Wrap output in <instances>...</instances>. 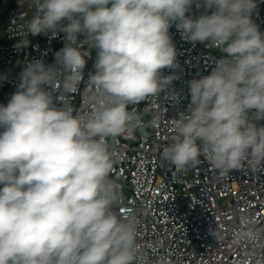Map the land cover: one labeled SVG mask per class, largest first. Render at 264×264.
<instances>
[{
	"label": "clouds",
	"instance_id": "9594fccd",
	"mask_svg": "<svg viewBox=\"0 0 264 264\" xmlns=\"http://www.w3.org/2000/svg\"><path fill=\"white\" fill-rule=\"evenodd\" d=\"M30 3L33 15L17 29L14 47L49 33H64L65 43L53 65L26 62L15 92L0 104V264H171L167 255L149 259L136 215L115 210L122 193L111 177L109 140L145 128L135 107L142 101L161 92L178 100L169 88L179 77L163 74L179 68L174 25L182 39L207 42L222 55L209 75L188 82L190 103L174 119L160 159L179 172L201 157L219 175L261 171L264 32L253 19L257 0ZM193 5L203 12L189 14ZM93 49L86 104L77 109L72 96L85 82ZM210 232L223 238L216 228ZM261 239L255 220L242 216L233 244Z\"/></svg>",
	"mask_w": 264,
	"mask_h": 264
},
{
	"label": "built area",
	"instance_id": "2783aa9c",
	"mask_svg": "<svg viewBox=\"0 0 264 264\" xmlns=\"http://www.w3.org/2000/svg\"><path fill=\"white\" fill-rule=\"evenodd\" d=\"M33 12L30 0H24L22 5L20 0H14L0 11V77H6L0 79V104H7L15 92L26 62L42 59L53 65L55 52L64 46V33L55 38L49 33L29 35L31 43L27 48L14 47L20 38L17 29ZM202 12L193 5L189 14L198 16ZM253 19L264 32V0H257ZM170 35L179 68L164 69L163 74L174 72L179 77L169 88L175 89L179 98L173 101L161 92L158 99L142 101L135 107L145 128L109 140L115 157L111 177L122 193L115 210L122 216L136 215L140 225L138 240L149 259L167 255L171 264H264V239L233 244V233L241 227L242 216L254 219L255 227L264 234V168L257 173L244 168L219 175L201 157L199 165L179 172L160 159V152L174 135V119L190 103L188 82L209 75L222 55L218 49L206 46L207 42L193 45L182 39L174 25ZM95 56L93 49L85 82L72 96L77 109L86 104L87 73L93 70ZM153 116L159 117L156 126L148 124ZM260 124L264 125V121ZM215 228L221 240L211 235L210 230Z\"/></svg>",
	"mask_w": 264,
	"mask_h": 264
},
{
	"label": "rangeland",
	"instance_id": "374dc122",
	"mask_svg": "<svg viewBox=\"0 0 264 264\" xmlns=\"http://www.w3.org/2000/svg\"><path fill=\"white\" fill-rule=\"evenodd\" d=\"M13 0H2V6L1 7H5L8 8L10 6V3H12ZM2 21V17H0V23Z\"/></svg>",
	"mask_w": 264,
	"mask_h": 264
},
{
	"label": "trees",
	"instance_id": "16d2710c",
	"mask_svg": "<svg viewBox=\"0 0 264 264\" xmlns=\"http://www.w3.org/2000/svg\"><path fill=\"white\" fill-rule=\"evenodd\" d=\"M13 1H14V0H13ZM13 1H12V3H13ZM2 3H3L2 0H0V11H1V9L5 8V7H1V6H2ZM12 3H10V6L12 5ZM10 6H9V7H10Z\"/></svg>",
	"mask_w": 264,
	"mask_h": 264
}]
</instances>
